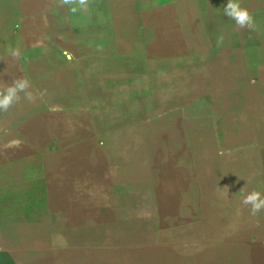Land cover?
Masks as SVG:
<instances>
[{
	"label": "rangeland",
	"instance_id": "374dc122",
	"mask_svg": "<svg viewBox=\"0 0 264 264\" xmlns=\"http://www.w3.org/2000/svg\"><path fill=\"white\" fill-rule=\"evenodd\" d=\"M226 3L0 0L37 95L0 112V264H264V0Z\"/></svg>",
	"mask_w": 264,
	"mask_h": 264
},
{
	"label": "clouds",
	"instance_id": "9594fccd",
	"mask_svg": "<svg viewBox=\"0 0 264 264\" xmlns=\"http://www.w3.org/2000/svg\"><path fill=\"white\" fill-rule=\"evenodd\" d=\"M61 6H71L70 11L75 13L77 11L87 12L90 0H59ZM223 14L229 19L235 21L237 28L256 30V24L253 16L247 8L241 6L240 0H227L226 5L223 7ZM223 41L220 37L219 42ZM13 58L20 56V50L16 49L11 52ZM31 85L27 79L17 78L11 84H3L0 86V112H7L15 103L21 100V93L24 94L23 98L29 102H34L37 95L30 90ZM40 96L44 93L40 92ZM50 111L57 112L61 108L59 106H51ZM14 143H19L18 141ZM242 204L250 206L252 215H257L264 210V194L259 191H252L244 195Z\"/></svg>",
	"mask_w": 264,
	"mask_h": 264
},
{
	"label": "crops",
	"instance_id": "0c3cea01",
	"mask_svg": "<svg viewBox=\"0 0 264 264\" xmlns=\"http://www.w3.org/2000/svg\"><path fill=\"white\" fill-rule=\"evenodd\" d=\"M153 3V4H152ZM151 4H146L144 7L145 11H149V10H154L159 8V6L157 5V3L154 1ZM191 55L188 54H171V55H161V57H167V58H179V57H189ZM26 226H32L34 225L33 222L32 223H26Z\"/></svg>",
	"mask_w": 264,
	"mask_h": 264
}]
</instances>
